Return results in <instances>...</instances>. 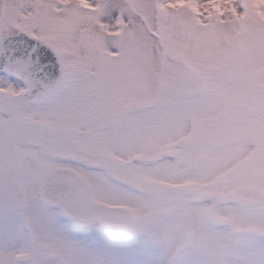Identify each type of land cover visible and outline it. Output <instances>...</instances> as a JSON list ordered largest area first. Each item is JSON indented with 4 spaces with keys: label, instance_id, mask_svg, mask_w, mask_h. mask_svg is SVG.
<instances>
[{
    "label": "snow or ice",
    "instance_id": "snow-or-ice-1",
    "mask_svg": "<svg viewBox=\"0 0 264 264\" xmlns=\"http://www.w3.org/2000/svg\"><path fill=\"white\" fill-rule=\"evenodd\" d=\"M0 264H264V0H0Z\"/></svg>",
    "mask_w": 264,
    "mask_h": 264
}]
</instances>
